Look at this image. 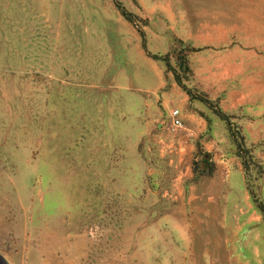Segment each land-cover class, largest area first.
Wrapping results in <instances>:
<instances>
[{
  "label": "rangeland",
  "instance_id": "1",
  "mask_svg": "<svg viewBox=\"0 0 264 264\" xmlns=\"http://www.w3.org/2000/svg\"><path fill=\"white\" fill-rule=\"evenodd\" d=\"M0 264H264V0H0Z\"/></svg>",
  "mask_w": 264,
  "mask_h": 264
},
{
  "label": "trees",
  "instance_id": "2",
  "mask_svg": "<svg viewBox=\"0 0 264 264\" xmlns=\"http://www.w3.org/2000/svg\"><path fill=\"white\" fill-rule=\"evenodd\" d=\"M116 7L119 9L120 13L123 15V17H125L127 20L129 21H133L131 18V14L129 11H127L125 8H123L122 6H120L117 2H116ZM140 37H141V45L143 46V48H145V44H144V38H143V31L136 27ZM147 53H150L153 57H159V54L157 53H151L147 50H145ZM206 103H208V100H205ZM218 114L220 115L221 118L225 119V114L223 112H218ZM241 144V138L239 139V142L237 143V146H240ZM210 172V171H209Z\"/></svg>",
  "mask_w": 264,
  "mask_h": 264
},
{
  "label": "built area",
  "instance_id": "3",
  "mask_svg": "<svg viewBox=\"0 0 264 264\" xmlns=\"http://www.w3.org/2000/svg\"><path fill=\"white\" fill-rule=\"evenodd\" d=\"M169 126L172 129H176L181 126V113L177 107L170 110Z\"/></svg>",
  "mask_w": 264,
  "mask_h": 264
},
{
  "label": "crops",
  "instance_id": "4",
  "mask_svg": "<svg viewBox=\"0 0 264 264\" xmlns=\"http://www.w3.org/2000/svg\"><path fill=\"white\" fill-rule=\"evenodd\" d=\"M237 16H238V14H237ZM136 28V27H135ZM142 31H143V38H144V44H145V48H143V46L141 45V37H140V51L141 52H143L144 51V53H146L145 52V50H147V51H150V50H148V49H150V47H148V45H147V43H146V40H145V34H147V37H148V32H146V30H143V29H141ZM136 31H137V29H136ZM138 32V31H137ZM139 34V33H138ZM140 36V35H139ZM152 39V38H151ZM149 40H150V36H149ZM150 45V44H149ZM152 45V44H151ZM153 50H157V49H153ZM151 52V51H150ZM151 53H156V52H151ZM181 113V112H180Z\"/></svg>",
  "mask_w": 264,
  "mask_h": 264
},
{
  "label": "bare ground",
  "instance_id": "5",
  "mask_svg": "<svg viewBox=\"0 0 264 264\" xmlns=\"http://www.w3.org/2000/svg\"><path fill=\"white\" fill-rule=\"evenodd\" d=\"M263 8V7H262Z\"/></svg>",
  "mask_w": 264,
  "mask_h": 264
}]
</instances>
